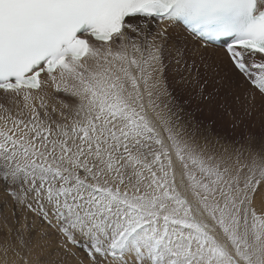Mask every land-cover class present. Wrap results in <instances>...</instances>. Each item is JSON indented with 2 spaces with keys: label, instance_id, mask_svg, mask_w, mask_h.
<instances>
[{
  "label": "snow or ice",
  "instance_id": "obj_1",
  "mask_svg": "<svg viewBox=\"0 0 264 264\" xmlns=\"http://www.w3.org/2000/svg\"><path fill=\"white\" fill-rule=\"evenodd\" d=\"M255 113L264 0H0V264H264Z\"/></svg>",
  "mask_w": 264,
  "mask_h": 264
},
{
  "label": "rangeland",
  "instance_id": "obj_2",
  "mask_svg": "<svg viewBox=\"0 0 264 264\" xmlns=\"http://www.w3.org/2000/svg\"><path fill=\"white\" fill-rule=\"evenodd\" d=\"M199 118V114H198ZM227 117L223 121H219L220 130H229L230 124L227 123ZM264 121V115H260L259 113H255L251 120H248L246 123L248 125V131L254 133L255 135L259 136L261 134V122ZM253 124L255 127H253ZM244 125L241 126V131H243Z\"/></svg>",
  "mask_w": 264,
  "mask_h": 264
}]
</instances>
